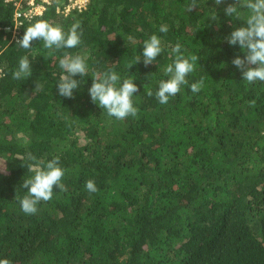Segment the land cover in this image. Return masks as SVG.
Returning a JSON list of instances; mask_svg holds the SVG:
<instances>
[{
  "label": "trees",
  "instance_id": "obj_1",
  "mask_svg": "<svg viewBox=\"0 0 264 264\" xmlns=\"http://www.w3.org/2000/svg\"><path fill=\"white\" fill-rule=\"evenodd\" d=\"M55 0L39 21L65 33L80 22L82 43L54 51L25 50L2 28L11 7L0 0V259L11 264H264V83L248 84L232 64L244 53L225 37L246 27L247 9L228 17V3L197 0H89L61 18ZM216 12L218 21L210 15ZM168 26L167 33L159 31ZM152 35L163 51L145 67L135 58ZM195 54L196 69L167 104L155 91L167 80L171 48ZM85 58L88 72L61 97L64 53ZM27 56L32 75L14 80ZM133 79L136 118L116 120L91 101L95 73ZM204 79L198 93L190 85ZM42 87L34 92L36 84ZM153 93L152 96L148 92ZM255 100V106L249 101ZM59 157L66 192L54 187L34 215L21 210L28 155ZM94 180L98 191L85 188Z\"/></svg>",
  "mask_w": 264,
  "mask_h": 264
},
{
  "label": "clouds",
  "instance_id": "obj_2",
  "mask_svg": "<svg viewBox=\"0 0 264 264\" xmlns=\"http://www.w3.org/2000/svg\"><path fill=\"white\" fill-rule=\"evenodd\" d=\"M216 5L227 3V0H214ZM197 9V0H190L186 10L192 12ZM240 9H247L248 15L245 20L246 27L236 28L231 34L225 37L226 42L230 46H239L244 56H237L232 60V64L240 71L242 80L248 84L257 82L264 83V0H234L228 3L224 9V14L228 17L236 16L239 18L242 13ZM212 21H218L216 12L210 15ZM80 22H75L67 33L59 26H54L47 21H39L26 29L22 39L17 45L25 50L32 48V42L40 40L43 47L49 50L51 55L54 51L61 49H72L78 47L81 43L83 32L80 30ZM167 25H161L159 31L161 33L168 32ZM182 45L177 42L171 48L174 54L173 63L165 68V74L169 76L167 80H161L158 90L155 91V98L160 104H167L171 97H175L180 93L182 86L188 84L186 79L189 74L196 69L197 62L200 58L195 55L185 57L181 53ZM163 48L161 40L152 35L143 43L142 54L135 58V64L129 65V70L136 64L143 62L145 67L153 64V62L161 55ZM59 67L63 70L57 83V91L61 97L74 99V90L80 87V81L73 77L85 76L88 72V64L84 57L80 55L72 56L67 52L59 60ZM2 72V70H0ZM32 75L31 61L27 56L19 59L18 69L13 73L14 80H27ZM133 79H124L121 83V77L111 69L103 73H95L92 79V85L89 88V96L91 101L104 109L109 117L116 120H124L128 117L136 118L138 116V108L133 105L134 93L139 91L138 86ZM204 86V79L192 83L190 89L192 93H198ZM42 86L37 83L34 89L39 90ZM152 96L151 91L148 92ZM249 106L254 107L256 101L248 102ZM28 170L34 175L30 179L23 181L22 187L27 189V195L19 200L21 210L27 215H34L37 212V205L43 201L48 202L53 198L54 187L60 192H66V186L61 182L65 170L59 166V157L44 163L29 154ZM85 188L90 193L98 191L94 180H87ZM0 264H11L8 259H0Z\"/></svg>",
  "mask_w": 264,
  "mask_h": 264
},
{
  "label": "built area",
  "instance_id": "obj_3",
  "mask_svg": "<svg viewBox=\"0 0 264 264\" xmlns=\"http://www.w3.org/2000/svg\"><path fill=\"white\" fill-rule=\"evenodd\" d=\"M3 4L11 7V23L4 26L2 31L9 34V42L17 43L21 28L43 15L45 10L51 6L55 0H1ZM89 0H61L55 6V12L61 18H66L69 14L83 12ZM1 70V69H0ZM1 76V72H0Z\"/></svg>",
  "mask_w": 264,
  "mask_h": 264
}]
</instances>
